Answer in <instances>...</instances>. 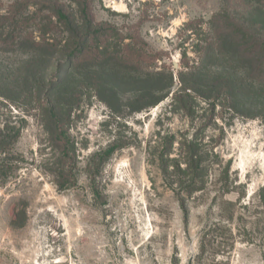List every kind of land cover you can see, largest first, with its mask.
Returning a JSON list of instances; mask_svg holds the SVG:
<instances>
[{"label":"rangeland","instance_id":"rangeland-1","mask_svg":"<svg viewBox=\"0 0 264 264\" xmlns=\"http://www.w3.org/2000/svg\"><path fill=\"white\" fill-rule=\"evenodd\" d=\"M14 1L0 0V13ZM58 1L69 11H77L81 1L88 4L95 22L114 31L115 45L122 39L121 45L135 44L147 54L144 72L173 74L174 91L178 74L189 67L227 75L244 89L231 108L216 109L214 122L200 99L190 120L172 107L171 96L133 114L123 100L116 106L119 117L86 98L70 128L76 152L65 171L73 179L59 190V153L43 128L39 104L24 100L31 86L25 76L31 54L0 44V88L14 92L20 106L0 104V125L9 115L13 124L17 118L26 121L13 147L12 168L0 175V264H264V90L227 57L200 63L193 52L196 43L209 40L208 23L222 9L264 32V3ZM50 68L41 62L44 87ZM139 78L117 86L124 99L143 86ZM79 80L77 74L69 76L64 87L76 88ZM195 134L202 139L208 174L203 190L189 197L184 187L190 181L169 175L171 168L164 173L158 157L172 140L169 159L179 158L181 143ZM113 142L122 148L99 161L95 155ZM212 146L217 160L209 156Z\"/></svg>","mask_w":264,"mask_h":264},{"label":"trees","instance_id":"trees-1","mask_svg":"<svg viewBox=\"0 0 264 264\" xmlns=\"http://www.w3.org/2000/svg\"><path fill=\"white\" fill-rule=\"evenodd\" d=\"M257 1L264 3V0ZM208 25L211 37L196 43L193 48L200 63L227 57L244 71L246 78L258 89L264 90V32L250 27L237 13L226 9L212 16ZM115 38L110 27L95 22L88 4L82 1L78 3L77 11H69L58 0H15L4 13H0V44L12 50L25 49L31 54L25 69L26 83L29 81L31 86L26 88L24 100L39 104L43 128L52 147L59 153V170L56 173L59 190L65 189L64 184L73 179L71 173L65 171L66 166L73 165L76 152L70 128L82 111L86 98L97 99L113 116L119 117L116 106L123 100H128L123 106L129 114H133L153 108L171 96L172 107L190 120L196 118V101L200 99L207 105L209 121L214 122L216 109L231 108L239 89H244L243 82L232 80L227 75L207 74L199 72L197 67H189L178 74V88L174 91L171 72L165 69L144 72L142 65L148 58L147 54L137 49L135 44L121 45L122 39L120 44L115 45ZM120 46L123 48L120 49ZM43 61L51 63V73L45 87L39 71ZM74 74L80 79L77 87L65 88L68 77ZM138 76L143 86L135 95L124 99L117 86ZM6 90L0 88V104L5 108L13 106L20 109L18 99L12 97L14 92ZM11 118L9 115L6 122L0 125L2 176L12 168L13 147L26 125L23 118H17L15 124L10 121ZM201 143L202 139L195 134L189 141L181 143L179 158L169 159L172 149L170 140L158 157L164 173L167 174L171 168L169 175L177 176L180 181H190L184 187L189 197L203 190V178L208 174L203 167ZM214 147H210L208 152L210 157L217 160ZM121 148L113 142L95 156L99 161L107 160ZM181 165L184 168L181 169ZM228 168L229 164L223 172L226 178ZM198 178L202 180L200 185L195 183ZM261 198L264 199V196Z\"/></svg>","mask_w":264,"mask_h":264},{"label":"water","instance_id":"water-1","mask_svg":"<svg viewBox=\"0 0 264 264\" xmlns=\"http://www.w3.org/2000/svg\"><path fill=\"white\" fill-rule=\"evenodd\" d=\"M173 67H174L175 69L178 68V63H177L176 61L173 62Z\"/></svg>","mask_w":264,"mask_h":264}]
</instances>
